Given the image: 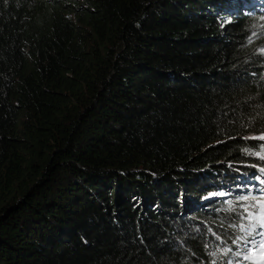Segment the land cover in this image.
Returning <instances> with one entry per match:
<instances>
[{
	"label": "trees",
	"instance_id": "1",
	"mask_svg": "<svg viewBox=\"0 0 264 264\" xmlns=\"http://www.w3.org/2000/svg\"><path fill=\"white\" fill-rule=\"evenodd\" d=\"M262 215L264 0H0V264H245Z\"/></svg>",
	"mask_w": 264,
	"mask_h": 264
},
{
	"label": "rangeland",
	"instance_id": "2",
	"mask_svg": "<svg viewBox=\"0 0 264 264\" xmlns=\"http://www.w3.org/2000/svg\"><path fill=\"white\" fill-rule=\"evenodd\" d=\"M264 224V215L259 218V222ZM257 241H261L256 243L255 248H253L250 253H244L242 260L246 262L245 264H264V236H260L258 238H254ZM246 258H249L245 261Z\"/></svg>",
	"mask_w": 264,
	"mask_h": 264
},
{
	"label": "snow or ice",
	"instance_id": "3",
	"mask_svg": "<svg viewBox=\"0 0 264 264\" xmlns=\"http://www.w3.org/2000/svg\"><path fill=\"white\" fill-rule=\"evenodd\" d=\"M261 228L264 229V224H261ZM257 235L264 236V231L258 232ZM243 239H244L245 247L253 243L252 240H249L246 237Z\"/></svg>",
	"mask_w": 264,
	"mask_h": 264
}]
</instances>
